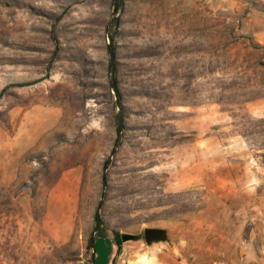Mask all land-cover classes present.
<instances>
[{
    "label": "rangeland",
    "instance_id": "obj_1",
    "mask_svg": "<svg viewBox=\"0 0 264 264\" xmlns=\"http://www.w3.org/2000/svg\"><path fill=\"white\" fill-rule=\"evenodd\" d=\"M0 264H264V0H0Z\"/></svg>",
    "mask_w": 264,
    "mask_h": 264
},
{
    "label": "water",
    "instance_id": "obj_2",
    "mask_svg": "<svg viewBox=\"0 0 264 264\" xmlns=\"http://www.w3.org/2000/svg\"><path fill=\"white\" fill-rule=\"evenodd\" d=\"M141 237L144 238L147 245L156 242L167 243L169 241V230L167 228L147 227L143 229L142 234H132L127 232H121L119 234V240L121 243L135 241Z\"/></svg>",
    "mask_w": 264,
    "mask_h": 264
},
{
    "label": "trees",
    "instance_id": "obj_3",
    "mask_svg": "<svg viewBox=\"0 0 264 264\" xmlns=\"http://www.w3.org/2000/svg\"><path fill=\"white\" fill-rule=\"evenodd\" d=\"M97 221H98V218H97ZM98 226H99V224H98ZM99 238H104V236H100ZM116 242H117V244L121 243L120 240H119L118 235L116 236ZM88 247H89V249H93L94 252H95L94 240H92V239L90 240Z\"/></svg>",
    "mask_w": 264,
    "mask_h": 264
},
{
    "label": "flooded vegetation",
    "instance_id": "obj_4",
    "mask_svg": "<svg viewBox=\"0 0 264 264\" xmlns=\"http://www.w3.org/2000/svg\"><path fill=\"white\" fill-rule=\"evenodd\" d=\"M142 240L144 241V238L142 237ZM145 242V241H144ZM151 244H153V243H151ZM150 245V244H149Z\"/></svg>",
    "mask_w": 264,
    "mask_h": 264
}]
</instances>
